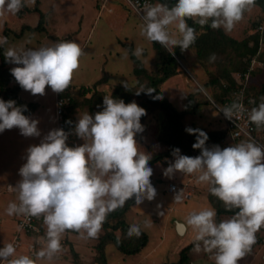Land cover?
<instances>
[{"label": "clouds", "instance_id": "9594fccd", "mask_svg": "<svg viewBox=\"0 0 264 264\" xmlns=\"http://www.w3.org/2000/svg\"><path fill=\"white\" fill-rule=\"evenodd\" d=\"M33 4L35 0H0V28L8 15H16ZM254 5L255 0H176L171 7L145 2L141 35L174 55L177 47L186 51L195 43L196 30L188 20L201 28L210 26L228 34ZM6 43L7 37H0V47ZM143 51L138 47L133 55L140 59ZM84 55L73 41L39 49L8 48L4 52L5 59L17 65L10 70L11 75L33 96L44 95L47 87L58 94L65 92ZM215 58L213 54L209 59ZM124 87L129 89L127 83ZM153 92L147 89L135 94ZM26 110L17 107L15 101L0 99V133L18 128L24 137H40L39 121L25 116ZM242 110V105L233 103L223 113L232 120ZM145 115V109L135 101L126 104L105 95L102 111L94 117L89 113L79 115L74 134L84 141L82 145L69 147V133L54 129L39 145L27 149L26 163L19 170L21 180L14 188L19 203H10L6 214L42 218L46 232L37 237L42 247L34 258L17 257L16 247L7 243L0 248V264L52 261L62 251L61 239L66 232L78 233L81 239L97 238L109 213L133 198L138 206L155 199L157 192L150 179L151 155L140 151L136 140L143 131L141 118ZM248 119L258 130L264 128V97L251 109ZM186 131L196 136L192 147L201 154L189 157L174 149V162L164 175L171 178L180 172L195 176L196 183L208 185L210 194L226 211H234L230 218L220 221L211 208L188 215L186 225L195 233L193 251L209 253L214 264H239L251 253L256 233L264 228V146L248 140L223 149L218 145L209 148L205 132L191 128ZM182 192L175 196V203L182 201ZM144 227H151V221H145ZM140 235L139 225L128 228V238Z\"/></svg>", "mask_w": 264, "mask_h": 264}, {"label": "rangeland", "instance_id": "374dc122", "mask_svg": "<svg viewBox=\"0 0 264 264\" xmlns=\"http://www.w3.org/2000/svg\"><path fill=\"white\" fill-rule=\"evenodd\" d=\"M156 4V2L154 3ZM30 9L38 7L45 14L44 32H25L17 39L13 33L21 32L25 26L36 27L40 20L38 12L31 11L22 18L16 15H8L2 28L0 37H3L5 30H9V39L5 49H39L40 47L53 46L61 41H73L79 44L85 55L81 57L80 67L74 74L69 87L75 91L81 87H92L96 82L105 79L108 83L98 86V95L92 101L93 108L101 107V99L110 96L117 86L137 87L138 81L133 74V63L129 57L128 50L120 42L142 48L143 55L140 58L146 69L151 70L156 50L153 43L141 35V26L144 23L140 16L130 7L126 0H35V4L27 6ZM262 27V30L259 28ZM223 30V29H222ZM260 35V49L257 56L250 61L251 72L250 85L256 87L264 83V12L263 9L254 5L250 13H245L241 22L227 35L242 41L253 35ZM233 56L235 54H232ZM179 64L181 73L168 79L161 87V90L169 103L179 112L186 110L188 96L193 95L195 102L199 105L195 113H187L183 119L185 127H194L205 133L225 132L224 140L210 142L209 148L220 146L221 149L238 144L243 140L234 139L227 129V124L221 113L214 105L212 95L217 91L212 89L201 90L208 82L210 74L218 71L217 63L207 62L203 64L195 53V50H188L184 53V59ZM219 68L228 66L224 63ZM17 65L10 63V68ZM241 74V73H240ZM237 82L241 80L236 77ZM13 83L11 86L17 85ZM239 82L237 83L238 86ZM240 85V84H239ZM142 90L139 87V90ZM254 94V91L251 92ZM55 92L50 87L46 88L44 95L33 96L30 92L21 90L19 100L25 105L33 103L35 112L30 119L39 121L38 129L40 137H24L18 128L5 130L0 133V248L14 239L20 237V246L16 250V256L27 255L34 258L36 251L42 245L37 243V237L44 236L46 228L42 218L38 222V233L22 235L18 233L17 221L21 216L6 214L7 206L10 203H19L15 191L17 183L21 180L20 168L26 163L27 149L32 145H39L44 136L52 128L54 113ZM212 101L209 100L208 96ZM89 94L87 98H90ZM81 96L75 95L77 105L69 111V124L71 139L67 143L69 147L82 145L84 141L74 134V127L79 115L89 113V104ZM210 101L207 104L206 101ZM214 102V103H213ZM166 119L162 110L154 108L141 119L143 131L136 136L137 145L140 151L150 154L162 153L167 149L166 139L168 130ZM256 138L264 144V129L258 130ZM196 143L193 141L192 145ZM189 144V143H187ZM180 151L181 155L197 157L201 154L199 149ZM175 157L158 163L152 167L153 175L150 178L157 195L153 201L145 200L141 205L133 206L125 215L124 220L132 225L137 224L149 236V243L146 248L137 255H124L119 252L114 244H107L104 252L108 264H164L177 263L180 258V251L194 241L195 233L188 227L185 236L177 232L176 220L184 221L189 215L187 211L198 212L205 208H211L208 202L209 186L199 184L196 186L195 176L183 177L182 180L170 179L164 175V170L174 162ZM176 175V174H175ZM172 178V177H171ZM176 183L184 188L186 193L193 197L183 199L175 203L176 194L167 192L168 184ZM11 189V190H10ZM162 213V215H161ZM190 213V214H191ZM231 216H229L230 218ZM222 219H228L222 216ZM145 221H151V227L145 228ZM116 223V220H111ZM102 228L94 239H81L78 233L68 231L61 239L62 251L52 261H38L37 264H101L97 246L100 238L104 235ZM115 235L124 238L120 231ZM32 245L34 248L32 249ZM190 264H214L210 254L201 250L199 253L193 250L189 253ZM239 264H264V228L256 233V243L251 253L239 261Z\"/></svg>", "mask_w": 264, "mask_h": 264}, {"label": "trees", "instance_id": "16d2710c", "mask_svg": "<svg viewBox=\"0 0 264 264\" xmlns=\"http://www.w3.org/2000/svg\"><path fill=\"white\" fill-rule=\"evenodd\" d=\"M153 3H162L167 4L170 7L176 3V0H151ZM255 5L260 6L264 12V0H255ZM31 11L38 12L40 15L39 23L36 27L25 26L22 28L21 32L13 33L14 37L19 39L21 38L25 32H44L45 26V14L38 8L30 9L29 7H24L21 9L19 13H17L18 18H22L26 13ZM188 25L190 27L195 28L196 30V40L195 43L188 50H195L197 58L203 62V64L207 62L217 63L219 67L225 65L224 63L229 64L223 68L218 67V71L216 73H211L209 80L205 83L202 88L204 90L214 89L217 92L212 95V99L215 104L224 107L225 103L229 102V106L233 103L238 102V98L235 96V93L238 90L237 87V74H244L249 69L250 61L253 57L257 56L260 49V35L257 33L247 39L242 41H237L236 39L228 36L222 29L214 30L210 26H205L201 28L198 24H194L193 21L188 20ZM9 30H5L3 33V37H7V43L9 39ZM264 39V34H263ZM7 43L0 47V99L7 101H15L17 107H24L27 110L24 111L25 116H29L33 114L36 110L35 105L31 103L30 105L25 106L19 100V93L22 88L19 84L11 86L13 83H17L15 78L11 75L10 63L5 59L4 52ZM129 53V57L133 63V74L137 79L138 88L137 87H125L117 86L110 97L113 99H122L126 104L135 101L140 107L145 109L146 114L154 108H158L162 110L166 119V128L168 130V136L166 139L167 149L166 151L158 154H154L150 161L149 167H153L158 163H164L165 161L173 158L174 149H180V151L187 150V153L191 150V146L193 141L196 142V136L189 134L186 129L191 128L196 130L194 127H185L183 125L184 116L187 113H195L199 105L195 102L192 94L188 96L186 110L183 112H179L175 109L169 101L164 96L161 87L162 85L171 77L179 75L181 73L179 62L184 59V53L186 51H181L179 47L175 49V54H170L166 49H164L159 43H153V47L156 50V58L152 64V69L148 70L143 65L140 59H137L136 56L133 55L134 49L132 45H128L126 43L120 42ZM215 54V60L210 61V56ZM232 54H235L234 56ZM108 82L103 78L96 82L92 87H81L79 88L75 95L81 96L83 98H87L89 94H92L90 98L85 99L89 104V109L92 114H96L99 111L103 110V99H101L100 104L101 107L99 110L93 108L92 101L95 96L99 93L97 91L98 86L107 84ZM139 87L142 90H139ZM147 89H152L154 92L151 95L146 93H141L140 95H136L137 91H143ZM254 91V94L251 92ZM75 95L71 98V104L69 106V111L77 105L75 100ZM246 95L248 98L253 97L255 102L252 103L253 107L258 106L261 102V97H264V83L260 87H256L255 85H249L246 88ZM159 96L160 99H153V97ZM209 98V97H208ZM210 101L211 98H209ZM206 101L207 104H210V101ZM146 116V115H145ZM143 116L141 119H144ZM66 115V123L67 129L70 131V126L68 123L69 119ZM256 127V126H255ZM264 129V128H263ZM199 130V129H198ZM256 132L258 129L256 128ZM208 136V140L206 142V146H210V142H218L225 139L226 133H206ZM71 139V134H70ZM69 139V141H70ZM67 141V142H69ZM189 143V144H187ZM209 202L212 207L217 212V221L222 220V216L234 215L233 212L226 211L223 207L222 203L210 193L208 195ZM135 206L134 198L133 200H129L126 204L107 215L106 221L103 223V228L105 229L104 235L100 238L99 245L97 246L98 257L101 260V264H108L105 256V246L109 244H114L119 252L124 255L132 256L141 253L149 243V236L143 230H141V235L139 237L133 236L132 238H128L127 231L131 226L124 220V215ZM111 220H116V223H111ZM120 231L124 238H119L115 235L116 232ZM194 248V241L184 247L180 251V258L177 263H164V264H190V256L189 253Z\"/></svg>", "mask_w": 264, "mask_h": 264}, {"label": "built area", "instance_id": "2783aa9c", "mask_svg": "<svg viewBox=\"0 0 264 264\" xmlns=\"http://www.w3.org/2000/svg\"><path fill=\"white\" fill-rule=\"evenodd\" d=\"M126 2L130 5V7L140 16L143 17V4L145 2L154 4L151 0H126ZM262 30V27L259 28V30ZM253 71V68L248 69V71L244 74H238V79L241 80L238 81V90L235 93V96L238 98L237 104H240L243 106V110L240 112L238 116H234L232 120H229L225 117L223 111L226 107L229 106V102L225 103V108L221 107L217 104L214 105L218 109V111L221 113L223 118L226 121L227 129L231 133V136L234 139L241 140V139H247L252 140L258 145L264 146L256 137V127L254 124L250 123L248 116L253 108L252 103L255 102V99L253 97L248 98L246 95V88L249 85V81L251 78V72ZM237 82V83H238ZM71 96L69 95V88L63 92V93H56L55 98V120H56V129H62L66 133H69L70 139V132L67 129V123H66V115L67 110L71 104ZM183 191V192H182ZM167 192L170 194H179L182 192V200L189 199L191 197L190 194L186 193L185 189L177 185L176 183L170 182L168 184ZM40 219L36 218H28L25 216H21L17 221V228L18 233H21L22 235L31 234V233H38V222ZM12 244L17 248L20 246V237L17 236ZM34 246L32 245V249Z\"/></svg>", "mask_w": 264, "mask_h": 264}, {"label": "crops", "instance_id": "0c3cea01", "mask_svg": "<svg viewBox=\"0 0 264 264\" xmlns=\"http://www.w3.org/2000/svg\"><path fill=\"white\" fill-rule=\"evenodd\" d=\"M238 75V74H237ZM237 75H236V77H237ZM250 85V84H249ZM248 85V86H249ZM78 90V89H77ZM54 93V92H53ZM75 93H76V91L73 89V88H71V87H69V95L71 96V97H73L74 95H75ZM55 97H54V99L56 98V93L55 94H53ZM53 107H54V113H53V121H54V125H55V129H56V120H55V100H54V102H53ZM30 116V115H29ZM67 118L69 119V121H70V118H69V109L67 110ZM37 120V119H36ZM51 130H54V126L52 125V128H51ZM70 132V131H69ZM70 134H71V132H70ZM256 135H257V132L255 133ZM256 137V136H255ZM241 140H243V141H248L247 139H241ZM68 143V142H67ZM183 177H189V176H184L182 173H180V172H177L176 173V175H174L172 178H170V179H177V180H182L183 179ZM196 179V178H195ZM196 184V186H199V184H197V183H195ZM191 197H193V196H191ZM207 198H208V195H207ZM208 202H209V200H208ZM211 205V204H210ZM215 210V209H214ZM190 211H192L191 209H189V211H187L188 213H189V215H190ZM216 211V210H215ZM225 216H227V218H229V216L228 215H225ZM222 219V218H221ZM176 223H183L184 224V226H185V233L183 234V235H181V236H185L186 235V233L188 232V227L189 226H187L186 225V223L184 222V221H179V220H176ZM180 235V234H179Z\"/></svg>", "mask_w": 264, "mask_h": 264}, {"label": "bare ground", "instance_id": "6f19581e", "mask_svg": "<svg viewBox=\"0 0 264 264\" xmlns=\"http://www.w3.org/2000/svg\"><path fill=\"white\" fill-rule=\"evenodd\" d=\"M178 224H181V225H183V226H179V227H178ZM177 232H178V234H180V235H183V234L185 233V226H184L183 223H177Z\"/></svg>", "mask_w": 264, "mask_h": 264}, {"label": "water", "instance_id": "95a60500", "mask_svg": "<svg viewBox=\"0 0 264 264\" xmlns=\"http://www.w3.org/2000/svg\"><path fill=\"white\" fill-rule=\"evenodd\" d=\"M178 62H179V64H181L180 61H178ZM181 65H182V64H181ZM200 89L203 90V91H205L201 86H200ZM207 96H208V95H207ZM208 97H209V96H208ZM209 98H210V97H209ZM179 226H183V225L178 224V227H179Z\"/></svg>", "mask_w": 264, "mask_h": 264}]
</instances>
